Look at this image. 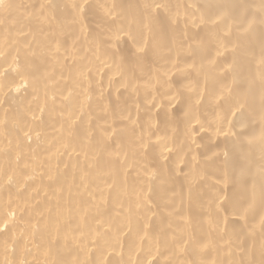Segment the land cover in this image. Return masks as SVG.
Masks as SVG:
<instances>
[{"label":"bare ground","instance_id":"bare-ground-1","mask_svg":"<svg viewBox=\"0 0 264 264\" xmlns=\"http://www.w3.org/2000/svg\"><path fill=\"white\" fill-rule=\"evenodd\" d=\"M0 264H264V0H0Z\"/></svg>","mask_w":264,"mask_h":264}]
</instances>
